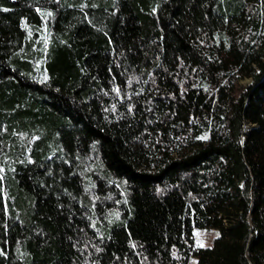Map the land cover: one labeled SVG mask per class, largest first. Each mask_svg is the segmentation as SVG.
Listing matches in <instances>:
<instances>
[{
	"label": "trees",
	"instance_id": "trees-1",
	"mask_svg": "<svg viewBox=\"0 0 264 264\" xmlns=\"http://www.w3.org/2000/svg\"><path fill=\"white\" fill-rule=\"evenodd\" d=\"M191 257L264 264V0H0V264Z\"/></svg>",
	"mask_w": 264,
	"mask_h": 264
},
{
	"label": "rangeland",
	"instance_id": "rangeland-1",
	"mask_svg": "<svg viewBox=\"0 0 264 264\" xmlns=\"http://www.w3.org/2000/svg\"><path fill=\"white\" fill-rule=\"evenodd\" d=\"M250 82V78L244 77L239 79L240 84H247ZM251 125V124H250ZM248 124V127H251ZM219 230L216 228H194L193 229V245L195 248H208L212 245L215 238L219 235ZM198 241H202L203 247L198 246ZM197 259L191 257L188 264H196Z\"/></svg>",
	"mask_w": 264,
	"mask_h": 264
},
{
	"label": "snow or ice",
	"instance_id": "snow-or-ice-1",
	"mask_svg": "<svg viewBox=\"0 0 264 264\" xmlns=\"http://www.w3.org/2000/svg\"><path fill=\"white\" fill-rule=\"evenodd\" d=\"M207 137H200V139H206ZM219 235V234H217ZM198 246L203 247L202 241H198Z\"/></svg>",
	"mask_w": 264,
	"mask_h": 264
}]
</instances>
